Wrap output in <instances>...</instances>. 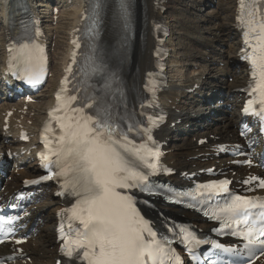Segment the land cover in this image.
<instances>
[{
	"label": "snow or ice",
	"instance_id": "obj_1",
	"mask_svg": "<svg viewBox=\"0 0 264 264\" xmlns=\"http://www.w3.org/2000/svg\"><path fill=\"white\" fill-rule=\"evenodd\" d=\"M118 7L120 19L126 27L129 9L127 0H119ZM241 7L250 8L246 23L249 31L256 34L257 41L255 45H249L252 51L248 58L255 83L251 90L259 92L261 97H264V0H251L249 5H245V0H241ZM73 43L76 44V41L74 40ZM77 47H79L78 44ZM20 48L30 70L27 82L39 83L40 73L34 70L40 58L38 47L24 43L20 45ZM59 99L60 96L57 95V100ZM76 100L75 95L67 97L69 103L65 106L73 113L72 115L56 118L66 122L60 124L61 135L56 139L58 146L52 150L54 159L49 163L60 170L40 178V180H48L53 175L68 178L71 174V178L65 180V186L71 187L72 194L78 199L70 211L83 227L76 241V258H82L87 264H148L149 261L152 264H157L158 261L159 264H163L161 257L167 253L161 242L157 240V233L147 227L138 217L131 197L122 196L115 191L116 188L128 187L146 189L148 174L141 170V166L155 172L156 164L149 162L141 154L140 149L125 148L124 153L116 149L114 145L118 144L119 140L114 138V134L118 133V125L112 118L106 97L102 99L92 97L91 102H85L80 108H72L71 102ZM251 103L252 101H249V104ZM260 104L264 105V99L260 100ZM86 108L93 109L92 114L85 113ZM244 111L248 113V108ZM254 114L264 119V108ZM45 130L47 131V128ZM131 130L132 128L128 129V131ZM122 138L128 141L126 135ZM41 156L48 159L43 153ZM154 158L158 159V156ZM40 180L25 183L38 184ZM248 182L245 181V183ZM229 183L228 180H223L204 187L209 190L215 188L226 192ZM260 187H264V180L260 181ZM211 194L209 191V196ZM257 208L264 210V202L257 204L247 197L233 196L231 201L214 215L215 219L222 221L229 228L233 222L245 224L247 228L245 239L248 243L244 247L250 253L257 245L264 253V239H260L264 237V211H261L259 226L255 219L251 225L248 224L251 218L250 210ZM15 219L10 216L7 218V223L11 224ZM3 223V218H0V233L6 234ZM7 231L10 232L11 229ZM220 231L222 233L223 229ZM145 232L151 239L145 240ZM255 233H258V236L253 238ZM232 234L239 235L237 232ZM188 238V236L185 237V239ZM190 242L210 243L216 249L233 252L232 249L224 248L219 243L199 240L194 236L190 237ZM16 243H22V241L17 240ZM81 250L82 257L80 256ZM234 254L240 255L239 252ZM67 255L72 257L73 249H69ZM170 259H174L175 264H180L179 256L170 257ZM246 264H250V259Z\"/></svg>",
	"mask_w": 264,
	"mask_h": 264
},
{
	"label": "bare ground",
	"instance_id": "obj_2",
	"mask_svg": "<svg viewBox=\"0 0 264 264\" xmlns=\"http://www.w3.org/2000/svg\"><path fill=\"white\" fill-rule=\"evenodd\" d=\"M218 1V3H215ZM12 0H0V16L4 12L9 10ZM206 2L210 3L207 8L200 13L198 10H194V15L191 24H187L180 16V10L191 9L192 4ZM214 6H211V5ZM56 5V4H53ZM190 5V6H189ZM178 6L179 8L175 7ZM166 9L161 12L159 9H155L152 5V0H136V22L139 26L138 31L132 38L130 43V68H133L136 74L139 75L140 71L150 64V52L153 47V40L150 36V23L149 21L153 17L162 19L169 27H175L189 40L184 41L186 49L198 50V53H191L188 57V66L192 67L190 72L184 70V66L181 64V56L185 55V52H181L180 56L177 51L173 53L174 58L170 62L171 75L170 85L171 88L166 94V99L170 100L169 106L172 105L173 100L181 95V103L179 107L181 109V116L183 117L182 123L177 127V131L172 134L173 137H178L180 142L186 143L189 141V135L202 136L207 133H216L219 136L224 137L227 132L234 130L235 119L238 117L237 110V95L233 92V89L242 86L245 79V65L238 60L237 52L239 48L238 33L235 29L233 21V13L235 9V0H167L165 3ZM199 9V8H198ZM192 10V9H191ZM141 12L143 14L141 15ZM75 15L73 13H66L61 9L59 21L65 22L69 25L73 24ZM76 19V18H75ZM75 22V21H74ZM113 23V21H111ZM217 24V25H216ZM60 27V26H59ZM48 33L51 36H56L59 39L58 27L50 26L46 27ZM114 30L111 27H106L104 35L106 40L113 41ZM173 33L170 31L167 42L169 45H173ZM66 32H62L60 35L61 41L64 42ZM62 44V43H61ZM223 45V46H222ZM60 48L61 46L58 45ZM65 48V47H64ZM64 48H61L60 53L56 49L55 53H52L53 64L61 60L64 54ZM179 58V59H178ZM178 59V60H177ZM215 61V62H214ZM212 62L215 63L212 65ZM197 66L196 68H194ZM229 74L232 76V80L225 83V76ZM53 80L52 77L48 79V82ZM197 84L199 89L195 90L193 94H187L185 89L190 88L192 85ZM228 86V90L220 92L222 86ZM213 92H218V95L213 98ZM0 97L4 98V102L0 104V142L4 139H8V143L17 145L15 138L16 132L12 129V126L6 132L1 130V122L5 116V113L12 105L18 106L19 103L15 102L11 92L3 86H0ZM52 97L50 86L47 85V89L43 94H40L36 103L29 104L28 109L23 114L21 121L24 125H27L29 120H32L29 128H37L34 115L35 111L39 114L49 104ZM214 100V101H212ZM220 102L228 103L230 108L227 111V115L221 117L215 112L211 114L215 104ZM44 101V102H43ZM209 101H212L213 107L210 106ZM224 112V111H223ZM221 114V113H220ZM221 124H213L216 119L220 120ZM189 123L191 128H184V124ZM36 130V129H35ZM35 130L33 132H35ZM188 139V140H187ZM187 144V143H186ZM171 151L167 155V161H174V166H181L186 169L191 166V161H186L188 157L196 154V146L190 145L185 149L173 151L172 149H178L179 145L171 143L168 147ZM182 148V147H181ZM30 156H20L14 160L12 167L18 168L19 164L25 167L28 173L33 170L30 169L33 163L29 160ZM14 182L18 181L15 173L12 174ZM10 182L11 184H16ZM50 193L42 190L41 194L36 197V210L40 211L43 215L44 224L39 227V233L37 236V247L29 248L32 251L42 252L41 264H54L55 248H50L52 244L51 235V222L52 214L55 210V200H51ZM195 220L199 219L197 216H193Z\"/></svg>",
	"mask_w": 264,
	"mask_h": 264
},
{
	"label": "rangeland",
	"instance_id": "obj_3",
	"mask_svg": "<svg viewBox=\"0 0 264 264\" xmlns=\"http://www.w3.org/2000/svg\"><path fill=\"white\" fill-rule=\"evenodd\" d=\"M215 3H218V1H215ZM209 2L208 3H206V2H201V3H194V4H192V7H191V9L189 8L188 10H180V12H179V16L189 25V24H191V22H192V19H193V15H194V10H198L197 11V13H199V10H204V8H207L208 6H209ZM190 6V5H189ZM211 6H214L213 4L211 5ZM175 7H177V8H179L178 6H175ZM199 8V9H198ZM217 25V24H216ZM66 29H67V27H66V25L65 24H63L62 26H61V33L62 32H65L66 31ZM172 32L173 33H176L175 35H173V44H175V46H176V48H178V54L180 53L181 54V52H186L187 54H191V53H198V50H196V49H192L191 47H189L190 48V50H187L186 49V45L183 43V41H182V36H181V32H179V30L178 29H176L175 27H173L172 28ZM183 35V34H182ZM184 36V41H187V40H189L185 35H183ZM59 45L61 46L60 48L58 47V52L60 53V50H61V48H62V44L61 43H59ZM223 46V45H222ZM0 48H1V45H0ZM179 54V55H180ZM189 57V56H188ZM179 59V58H178ZM177 59V60H178ZM183 60L185 61V58L183 57ZM215 62V61H214ZM215 63H213L212 62V65H214ZM197 66H195L194 68H196ZM190 68H192V67H190ZM228 75V77H226ZM226 76H225V79H226V81H225V83H228V82H230L231 80H232V76H230L229 74H227ZM231 77V78H230ZM220 92L222 93V92H225L226 90H228V86H226V85H224V86H222L220 89ZM216 95H218V92H213V98L214 99H216L215 98V96ZM44 102V101H43ZM224 111V112H223ZM223 111H218V110H215V109H213L211 112L212 113H216V114H218L219 113V115L221 116V117H223V116H225V115H227L228 113H227V111H228V109L227 110H223ZM221 113V114H220ZM221 119L222 118H220V120H218V119H216L215 121H214V123L213 124H221ZM188 140V139H187ZM186 143H187V141H186ZM186 143H184V142H180L178 145H179V148L178 149H172L173 151H178V150H181V149H185L186 147H188V146H186L185 147V145H186ZM182 147V148H181Z\"/></svg>",
	"mask_w": 264,
	"mask_h": 264
}]
</instances>
